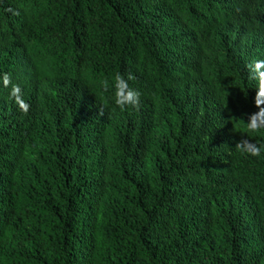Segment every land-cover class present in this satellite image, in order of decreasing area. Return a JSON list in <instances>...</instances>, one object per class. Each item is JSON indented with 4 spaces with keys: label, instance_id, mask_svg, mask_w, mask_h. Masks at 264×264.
I'll return each instance as SVG.
<instances>
[{
    "label": "trees",
    "instance_id": "16d2710c",
    "mask_svg": "<svg viewBox=\"0 0 264 264\" xmlns=\"http://www.w3.org/2000/svg\"><path fill=\"white\" fill-rule=\"evenodd\" d=\"M257 59L264 0H0V264H264Z\"/></svg>",
    "mask_w": 264,
    "mask_h": 264
},
{
    "label": "clouds",
    "instance_id": "9594fccd",
    "mask_svg": "<svg viewBox=\"0 0 264 264\" xmlns=\"http://www.w3.org/2000/svg\"><path fill=\"white\" fill-rule=\"evenodd\" d=\"M247 68L249 79L258 82V90L254 99L258 111L248 116L247 122L244 121V127L249 134H259L264 131V59L253 60ZM133 80L135 76L131 72L127 74L116 72L111 79L105 77L97 81L96 87L100 94L110 95L112 102L120 111L139 110L142 105V93L130 85L129 81ZM18 91V87L13 88V94ZM24 111L26 112L27 108ZM98 114L103 116V107L99 108ZM235 148L253 157H260L264 154V144H253L247 138H241Z\"/></svg>",
    "mask_w": 264,
    "mask_h": 264
}]
</instances>
